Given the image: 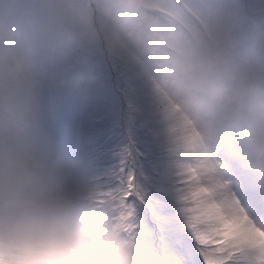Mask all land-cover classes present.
Instances as JSON below:
<instances>
[{"label":"clouds","instance_id":"clouds-1","mask_svg":"<svg viewBox=\"0 0 264 264\" xmlns=\"http://www.w3.org/2000/svg\"><path fill=\"white\" fill-rule=\"evenodd\" d=\"M0 264H264V0H0Z\"/></svg>","mask_w":264,"mask_h":264},{"label":"snow or ice","instance_id":"snow-or-ice-1","mask_svg":"<svg viewBox=\"0 0 264 264\" xmlns=\"http://www.w3.org/2000/svg\"><path fill=\"white\" fill-rule=\"evenodd\" d=\"M123 157H131V150L126 148L123 151ZM136 165L135 170L128 177V199L130 201L139 202L146 211L144 212V217L147 223L152 226L156 224H168L172 226L174 224V219L170 215H160L157 209L164 207L168 201L167 198L160 191V186L155 180L150 179L151 175V164L148 169L145 168L143 164H138L134 161ZM137 172L141 175L142 183H136ZM133 214L135 209V203H133ZM150 213V215H149Z\"/></svg>","mask_w":264,"mask_h":264},{"label":"trees","instance_id":"trees-1","mask_svg":"<svg viewBox=\"0 0 264 264\" xmlns=\"http://www.w3.org/2000/svg\"><path fill=\"white\" fill-rule=\"evenodd\" d=\"M113 76H115L114 73H113ZM149 93H150V90L145 88V95H146L145 102L146 103H148L150 99H153L155 97L152 93L151 94ZM124 100L129 105L128 101L125 98ZM151 107L157 112L159 111V108L155 106H151ZM102 128H103V136L105 140L104 150L106 153L110 155L112 151L120 145V141L122 139L121 131H120L121 127L120 126L117 127L113 119L112 121L107 122L105 125H103ZM149 141H150V138L144 131H137L135 135L134 143L139 153H147V154L153 153L154 154L155 149L147 146Z\"/></svg>","mask_w":264,"mask_h":264},{"label":"rangeland","instance_id":"rangeland-1","mask_svg":"<svg viewBox=\"0 0 264 264\" xmlns=\"http://www.w3.org/2000/svg\"><path fill=\"white\" fill-rule=\"evenodd\" d=\"M151 93H152V92L150 91L149 94H151ZM148 104H149L150 106H155V107H157V108H160V102H159V100H157L155 97H154L153 99H150L149 102H148ZM174 108H175L176 111H179V107H178V106L174 105ZM118 111H119V113H120V115H121V119H120V121H119V124H120V127H121L120 131L122 132V129L125 127V121H126L127 119H130V118L134 117L135 110H134L133 108H130L129 105L125 102L124 97L121 96V100H120V103H119V105H118ZM113 119H114V121H115V117H113ZM136 133H137V132H136ZM135 135H136V134H135ZM149 138H150V137H149ZM133 139H134V141H135V136H134ZM188 139H189L191 142L195 143V140H196L195 134H194V133L190 134V135L188 136ZM147 146L150 147V148L155 149L154 154H153V153H151V154H149V155H147V154H145V153L140 154V153L137 151L136 147H135L136 152H137V163H138V164H143V165L145 166V168L149 167L151 163L155 162L156 157H154V156H157V149H156V147H155V144H154L153 141L151 140V138H150V141H149V143L147 144Z\"/></svg>","mask_w":264,"mask_h":264}]
</instances>
